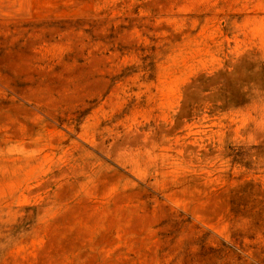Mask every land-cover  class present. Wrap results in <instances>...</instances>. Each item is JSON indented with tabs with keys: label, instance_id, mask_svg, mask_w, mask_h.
I'll use <instances>...</instances> for the list:
<instances>
[{
	"label": "rangeland",
	"instance_id": "rangeland-1",
	"mask_svg": "<svg viewBox=\"0 0 264 264\" xmlns=\"http://www.w3.org/2000/svg\"><path fill=\"white\" fill-rule=\"evenodd\" d=\"M0 264H264V0H0Z\"/></svg>",
	"mask_w": 264,
	"mask_h": 264
}]
</instances>
